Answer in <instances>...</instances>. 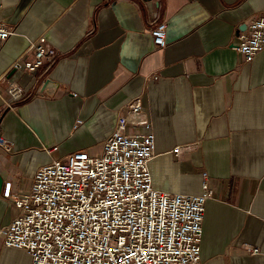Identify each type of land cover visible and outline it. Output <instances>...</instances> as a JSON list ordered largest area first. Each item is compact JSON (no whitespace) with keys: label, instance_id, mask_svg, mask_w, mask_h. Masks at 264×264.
Here are the masks:
<instances>
[{"label":"crops","instance_id":"crops-1","mask_svg":"<svg viewBox=\"0 0 264 264\" xmlns=\"http://www.w3.org/2000/svg\"><path fill=\"white\" fill-rule=\"evenodd\" d=\"M251 18H264V0H0V22L14 29L0 41V134L13 143L0 146V188L9 180L25 194L53 159L98 154L139 98L126 131L154 134L151 186L196 195L205 172L213 192L203 264H264V49L250 61L235 49ZM155 19L165 47L152 42ZM39 36L57 50L54 64L43 75L12 69ZM46 78L58 87L41 93ZM9 82L30 94L13 107ZM16 213L0 197V228ZM29 261L0 238V264Z\"/></svg>","mask_w":264,"mask_h":264},{"label":"built area","instance_id":"built-area-1","mask_svg":"<svg viewBox=\"0 0 264 264\" xmlns=\"http://www.w3.org/2000/svg\"><path fill=\"white\" fill-rule=\"evenodd\" d=\"M154 21L152 42L165 47L166 23ZM13 33L0 22V41ZM235 49L245 61L264 49V18L246 22ZM57 56L46 37L39 36L11 68L43 69V75ZM7 92L8 107L30 95L13 82ZM141 110L135 98L130 110L118 116L98 154L74 151L39 167L27 193H13L11 182L4 181L0 197L17 213L0 228L3 245L23 249L29 264H203L201 222L204 203L213 195L206 174L201 173V192L196 195L154 189L148 172L155 156L154 134L126 131L127 124L134 123L129 116L135 118ZM12 145L0 134L2 148L10 151ZM173 151L178 154L181 147ZM251 253L258 251L253 247Z\"/></svg>","mask_w":264,"mask_h":264},{"label":"water","instance_id":"water-1","mask_svg":"<svg viewBox=\"0 0 264 264\" xmlns=\"http://www.w3.org/2000/svg\"><path fill=\"white\" fill-rule=\"evenodd\" d=\"M58 87L57 83L52 81L49 78L44 79V81L40 85L39 91L42 93L47 89H56Z\"/></svg>","mask_w":264,"mask_h":264}]
</instances>
